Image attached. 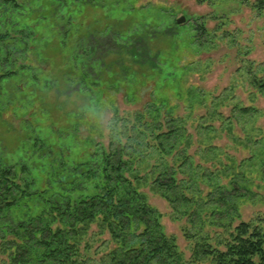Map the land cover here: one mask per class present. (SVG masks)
Wrapping results in <instances>:
<instances>
[{"label": "rangeland", "instance_id": "obj_1", "mask_svg": "<svg viewBox=\"0 0 264 264\" xmlns=\"http://www.w3.org/2000/svg\"><path fill=\"white\" fill-rule=\"evenodd\" d=\"M51 1L24 0L22 8L0 11L4 31L34 34L40 64L0 81V156L26 165L34 188L43 190L61 161L68 174L93 160L99 133L87 130L76 112L89 94L110 108L118 106L122 114L155 104L185 127L178 143L185 145L178 150L186 149L191 160L184 169L199 171L201 178L207 168L215 182L237 183L235 210L221 222L201 213L193 224L175 214L150 184L143 186L186 259L196 264L186 230L219 238L222 230L214 222L233 228L247 222L264 233V90L259 87L264 82V11L255 8L257 0H69L55 18ZM180 18L184 22L178 23ZM110 35L119 43L143 37L151 61L125 70V51L117 44L102 55L105 69L96 79L101 66L87 40ZM37 138L45 141L46 153ZM224 173L227 179H220ZM61 193L53 183L48 195ZM96 193L89 181L81 192L66 196ZM108 241V235L90 238L83 252L88 264H108L103 259L113 246Z\"/></svg>", "mask_w": 264, "mask_h": 264}, {"label": "trees", "instance_id": "obj_2", "mask_svg": "<svg viewBox=\"0 0 264 264\" xmlns=\"http://www.w3.org/2000/svg\"><path fill=\"white\" fill-rule=\"evenodd\" d=\"M68 1H51L52 18ZM196 1L205 4L214 0ZM22 4L24 0H0V11L22 8ZM255 8L263 12L264 0H257ZM34 38L33 33L24 30L4 31L0 22V81L40 66ZM87 41L94 60L101 66V71L95 72L96 79L105 69L102 55H108L117 44L123 45L120 50L125 51L121 61L125 70L151 61L143 37L133 36L127 43H119L115 35L99 39L91 36ZM151 65L156 67L154 59ZM259 87L264 90V82ZM112 109L116 111L122 142L98 134L93 160L74 167L68 174H63L66 164L61 161V168L53 170V179H47L43 190L34 188L26 165L10 164L0 156V264H88L90 259L83 252L89 249L90 238L105 235L113 246L103 258L104 263L192 264L176 237L166 233L161 213L149 202L143 189L149 184L175 214L191 224L201 213L207 217L211 214L221 222L229 210L236 209V181L215 182L207 168L201 178L199 171L184 169L191 156L186 149L178 150L185 145L178 143L186 133L179 118L169 111L163 114L160 107L149 103L128 114H122L118 106ZM35 142L47 152L44 140L37 138ZM144 164L148 165L141 167ZM225 173L220 179H227ZM89 181L97 189L95 195L76 199L66 196L81 192ZM53 183L60 186L62 193L50 197ZM210 204L213 209H209ZM214 225L222 230L219 238L186 230L185 237L194 244L193 262L264 264V233L260 227L247 222L234 228L231 224Z\"/></svg>", "mask_w": 264, "mask_h": 264}, {"label": "clouds", "instance_id": "obj_3", "mask_svg": "<svg viewBox=\"0 0 264 264\" xmlns=\"http://www.w3.org/2000/svg\"><path fill=\"white\" fill-rule=\"evenodd\" d=\"M76 112L87 130L111 137L117 143L122 142L116 111L103 104L96 96L89 94L77 105Z\"/></svg>", "mask_w": 264, "mask_h": 264}, {"label": "water", "instance_id": "obj_4", "mask_svg": "<svg viewBox=\"0 0 264 264\" xmlns=\"http://www.w3.org/2000/svg\"><path fill=\"white\" fill-rule=\"evenodd\" d=\"M182 22H184V18H180V19L178 20V23H182Z\"/></svg>", "mask_w": 264, "mask_h": 264}]
</instances>
